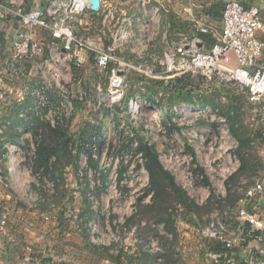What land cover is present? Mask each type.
Returning a JSON list of instances; mask_svg holds the SVG:
<instances>
[{
    "label": "rangeland",
    "instance_id": "374dc122",
    "mask_svg": "<svg viewBox=\"0 0 264 264\" xmlns=\"http://www.w3.org/2000/svg\"><path fill=\"white\" fill-rule=\"evenodd\" d=\"M126 1L129 6L125 9L131 13V6L133 4L135 7V2ZM118 8L124 10L123 6L118 5ZM89 12H86L89 17L87 20L92 24L91 35L94 36L101 27L102 11ZM84 20L87 21L85 18ZM38 63L39 60L30 63L29 70L34 69V74L23 77L19 81L21 84H17L19 89L20 86L27 88L24 94L19 98H9L6 104L0 102L1 123L15 118V112L23 105L22 102H33L31 97L34 96H27V92L34 91L44 81L39 74L41 65ZM61 71L66 78L61 77L57 83L48 74L47 80L51 86L47 91L48 99L61 113V132L65 134L64 139L72 140L69 151L60 152L59 158L52 160L57 179L54 181L49 176L43 178L41 173L35 172L33 164L32 172L26 169L30 162L33 163L36 150V142L30 133H25L24 137L27 139L17 143L25 153L19 149V156L25 161L20 174H16L17 170L9 169L10 163L14 161L13 157L10 163H4V167L1 162L0 169L4 179L0 183L3 185L0 186V192L10 194L11 199L14 198L22 205L29 207L34 193L44 191L45 196L47 194L50 197L49 203L44 204L42 210H50V204H54L58 208L56 219L59 222L68 221L69 225L78 217L88 219L96 211L103 215L108 211L111 218L121 216L128 227H137L139 235L146 240L156 236V233L171 235L166 236L169 241L161 239L165 253L169 245L174 244L178 249V242L171 241L174 236L167 231L165 212L172 215L179 236V230H186L184 225L188 223L196 227L210 222L212 215L219 211L216 205L218 200L225 201L231 196H239L241 200L246 190L254 185L255 179L264 171V117L249 102L247 93L236 85L216 88L201 79L188 77L158 82L132 72L126 83L124 97L118 103L111 104L104 86L106 74L98 71L94 56L89 55L87 64L80 67L71 65L70 73L64 68ZM99 83L103 86L104 96L98 92ZM149 91L157 94L152 95ZM151 96L154 97V104L148 101ZM68 103L72 104V110L66 109ZM132 104L136 107H132ZM229 111L235 121L236 132L231 129L230 121L226 117ZM37 117L47 122L44 116ZM142 136L149 145L155 147L160 162L174 177L176 184L196 205L202 206L200 213L203 223L194 214L196 212H189L176 200L169 204L168 198L155 202V190L150 189V175L148 173L147 180L146 175L142 174V167L138 168V165H144L143 156L141 153L135 154L137 144L131 142L133 138L139 139ZM240 139L250 141L244 149ZM125 147L131 148L122 152ZM228 159H232V166ZM244 159L258 165V170L253 173H240L234 181L231 177L239 173ZM233 169L235 171L230 175L229 172ZM251 169L254 170L252 166ZM112 171L118 173L117 193L111 188ZM190 174L193 175V187L186 188L184 185ZM45 184L47 188L42 187ZM191 189L201 194L194 195ZM151 192L152 198L148 200ZM207 193L210 194L208 198ZM201 198L206 200L201 203ZM212 199L213 202L207 205ZM240 200L233 206L227 205L225 211L234 209L237 212ZM179 204L185 208L182 214L175 212ZM135 216L136 222L128 225V220ZM235 221L228 223L231 230L236 226ZM68 230L77 232L75 228ZM89 241L90 245L99 250V255L119 249L108 236H103L101 244ZM144 253L141 251L139 261L147 264L150 257ZM99 255L87 253L77 257L82 262L93 264L94 256ZM165 263L167 264V260Z\"/></svg>",
    "mask_w": 264,
    "mask_h": 264
},
{
    "label": "built area",
    "instance_id": "2783aa9c",
    "mask_svg": "<svg viewBox=\"0 0 264 264\" xmlns=\"http://www.w3.org/2000/svg\"><path fill=\"white\" fill-rule=\"evenodd\" d=\"M43 1L45 3L43 8L26 10L24 5L26 0H0V29L6 27L10 17H14L19 21L21 29L29 30V33L10 40V56L5 63V68H0V100H4L7 96L3 88L6 85L7 72L17 74V63L30 62L33 64L44 58L46 41L32 32L43 30L49 33L53 42L42 70L44 81L32 92L35 100L32 110L35 115L44 116L52 127L60 122L61 113L52 106L48 99L47 91L51 88L47 81L48 74L58 83L61 77L66 78L61 69L64 68L70 73L71 65L80 67L83 64L82 55L85 54L87 58L89 55L94 56L98 71L107 75L104 86L111 104L118 103L124 97L126 83L132 72L140 74L147 80L156 81L176 77H189L190 79L202 77L206 83L216 88L227 85L238 86L247 93L249 102L255 105L258 109L256 111H260L264 117V0H260V5L252 7H246L241 0H224L220 25L198 19L192 6L184 8L180 16L190 21L201 34L210 35L214 43L206 49L200 38L178 42H168L166 39L167 44L162 55H159L154 40L145 34L153 30L151 28H161L165 38L169 36L172 23L165 16V12L170 11L168 7L173 0H164L167 2L166 7L154 5L148 13L149 19L143 22V27L139 28V32L134 29V16L125 9L129 6L128 1L100 0L101 27L98 34L94 36L91 35L92 24L84 20L86 12L94 13L89 0ZM154 1L159 0H132L135 2L134 5L140 2L145 9ZM118 5L123 6L124 10L118 8ZM131 7L133 9V4ZM78 27L81 28V32ZM231 54L236 59L234 65L229 61ZM102 87L99 83L98 92L104 96ZM65 107L73 109L71 103ZM132 107L136 106L132 104ZM62 108L64 109V106ZM6 128V125L2 126L0 134L4 133ZM24 139L27 138L23 137L21 141ZM5 148L9 158L7 163L11 162V157L14 158L9 165L10 171L17 170L16 174L19 175L22 164L25 162L19 156L21 147L15 143H7ZM22 153L25 154L23 151ZM18 157L19 160H17ZM228 163L232 166V159H228ZM32 164L30 162L26 166L29 172L33 171ZM141 167L142 174L146 175L148 180L147 170L143 165ZM83 168L87 169V167ZM234 171L235 169L229 174L232 175ZM3 179L0 170V183H3ZM117 179L118 173L112 171L110 181L113 184L112 191L115 193H117ZM192 180L193 175L190 174L184 187L192 188ZM47 186L49 187V184ZM42 187L47 188L46 184ZM190 191L194 195L201 194L195 189ZM152 195L151 192L148 200L152 198ZM209 195L207 193L206 198ZM206 198H201V203ZM31 200V205L38 207L40 202L45 201V197L42 193L36 192ZM133 202L132 199L131 204ZM263 202L264 171L255 179L254 185L246 190L239 202L237 212L232 209L224 212L227 217L235 216L236 213L238 226L235 229L231 230L229 225L222 220L220 211L212 215L208 225L196 229L197 247L200 250L207 248L206 241L219 239L230 251V254L227 251L223 255L208 251L207 255L212 260L211 264H264V251L256 255H246L243 261H237L233 253L235 248L242 246L246 237L251 235H257L256 239L264 242V214L261 213ZM197 203L200 204L198 199ZM57 211L58 208L53 204L51 211L43 214L44 220L51 222ZM184 211L185 209L179 205L175 209V212L179 214ZM143 226L146 225L143 224ZM77 228L80 230V226ZM87 230L94 244H101L103 236H108L119 249L138 251L139 247L143 246L149 254L154 256L151 264H166L160 236L156 235L145 240L139 235L138 228L128 227L121 216L111 218L108 211L105 215L96 211L92 219L87 222ZM0 232L4 236L9 235L6 216L1 220ZM167 236L171 237V235ZM30 260L29 257L26 258V264H34Z\"/></svg>",
    "mask_w": 264,
    "mask_h": 264
},
{
    "label": "crops",
    "instance_id": "0c3cea01",
    "mask_svg": "<svg viewBox=\"0 0 264 264\" xmlns=\"http://www.w3.org/2000/svg\"><path fill=\"white\" fill-rule=\"evenodd\" d=\"M241 1L247 7L260 5V0ZM166 4L167 2H164V0H159L158 2L154 1V3L149 4L145 9L140 5V2H138L130 13L135 19L134 29L138 32L139 28L142 29V24L149 19L148 13L154 5L166 7ZM24 5L26 10H32L43 8L45 3L43 0H26ZM223 5L224 0H173L172 4L168 7L170 11L168 13L165 12V16L172 23L169 36L165 38L163 29L161 28H151L153 30H150L145 35L154 40L159 55H162L166 48V39L168 42H178L185 39L192 40L194 38L201 39V33L192 26V23L180 16L184 8L192 6L195 9L194 12L198 19L204 21L208 20L215 25H220ZM84 18L87 20L86 14ZM77 26L78 24L76 27ZM78 30L81 32V28L78 27ZM32 32H34L35 36L43 38L46 41L45 56L43 59H40L38 63V65H41V73L39 74L42 75L44 63L49 56V50L53 39L47 31L39 30ZM27 33H29V30L21 29L19 21L14 17H10L6 27L0 29V45L2 48L0 52V68H5V63L10 56V40ZM229 61L233 65L236 63L234 55H230ZM82 62L83 64H87V54L82 55ZM29 67L30 62H19L16 64L17 74L7 72L6 85L3 86L4 90L7 92V96L4 100H0V102L6 104L9 98H18V96L24 94L27 88L20 86L21 89H19L17 88V84H21L19 81H21L23 77H30L34 74L32 73L34 69L32 70L31 68V70H29ZM32 92L33 91H28L27 96H29V94L32 95ZM25 99L26 96L24 97V100ZM23 103H25V101L22 102V104ZM8 105L10 106V102ZM22 115L23 114H21V116ZM2 122L3 123L0 121V128L6 125V132H11L13 130L18 131L19 137H17L16 141H6L2 145V148L0 147V168L1 162H3L2 167H4V163H7L5 159H9L7 156L8 151L5 148L7 143H19L25 133H30L32 137L30 130H23L24 124L21 121L12 118ZM5 133L0 134V145L1 142L3 143L4 139H6ZM0 186L3 185L1 184ZM52 205L53 204L50 205V210L46 211L42 210L39 206L33 207L31 204L27 207V205H22L14 198L11 199L10 194L0 192V223L3 217L6 216L7 229L9 231L8 236H4L0 232V264H26V258L28 257L34 264H89L80 261L78 255L87 253L99 255V250L97 251L94 246L89 244L90 236L87 230V222L92 219L93 216L88 219L78 217V219L70 223L71 225H69L68 221L64 222L61 220L59 222V219L57 220L55 215H53L54 218L51 222H46L43 218V214L50 212ZM261 213L264 214V202L262 203ZM77 226H80V230ZM184 227H186V230H179L178 237L180 239L177 249L183 261L182 264H211L212 260L208 257L207 252L210 250L214 252V250L212 248L200 250L197 247L198 238L196 229L198 227H194L190 223L184 225ZM70 228H75L77 232L74 233L68 230ZM256 236L257 235H251L246 237L247 239L242 246L235 248L233 253L237 261H243L246 255H256L258 252L264 251V242H260L256 239ZM206 242L209 247L211 245L214 246L213 240ZM214 253H216V251ZM102 254L94 256L95 264H143L139 261L140 252L134 250L124 251L119 263L116 261L119 255L118 250H109L108 254ZM152 262L153 260H149L147 264H151Z\"/></svg>",
    "mask_w": 264,
    "mask_h": 264
},
{
    "label": "trees",
    "instance_id": "16d2710c",
    "mask_svg": "<svg viewBox=\"0 0 264 264\" xmlns=\"http://www.w3.org/2000/svg\"><path fill=\"white\" fill-rule=\"evenodd\" d=\"M245 5V4H244ZM247 7V6H246ZM201 39L204 42V45L207 48H210L213 43L214 40L212 39V37L210 35H206V34H200ZM107 75H105V82L107 80ZM186 78V77H185ZM189 78V77H188ZM199 79H201L202 82H204V79L202 77H200ZM154 82V81H152ZM159 82V81H158ZM151 92V91H149ZM152 95H156L157 92L153 91L151 92ZM32 96V95H31ZM33 102H27V103H23V105H21L15 112L16 113V117L13 119L21 121L24 124V129L23 130H30L32 133V137L36 142V150H35V154L34 157L32 159L33 161V165H34V170L37 173H41L42 177H46L49 176L50 179L54 180L57 179L54 175V164L52 162V160L56 157L59 158V153L65 151V153H67L69 151V146L71 144V138L69 139H64L65 134L63 132H61V130L63 129V126L60 125V123H58L55 127H52L49 123L47 122H43L41 121V118L39 119L37 116L34 115V112L32 110V108L34 107L35 101L34 98L31 97ZM189 102H192V100H188ZM148 101L150 103H155L154 97H149ZM231 110L234 108H230ZM231 111H229L226 115V117L228 118V121H230V127L231 129L236 132V126H235V121L232 118V116L230 115ZM21 114H23V116H21ZM173 128H176L175 125H173ZM6 132V130L4 131V133ZM3 133V134H4ZM22 133V132H20ZM6 139H4L3 143L1 142L0 147L2 148V145L9 140H13L16 141L17 137H19V132L18 131H11V132H6L5 133ZM241 141V145H242V149H244L246 146L249 144V140L248 139H240ZM132 144H137V151L135 152V154L137 153H141L143 156V161H144V167L145 169L148 171L149 175H150V180H151V188L155 190V202L157 200H164L165 198H168V204L172 201V200H176L179 203H182L184 205V207L187 208V210H189V212H196L194 214L197 215V217L202 221L201 223H203V219H202V214L200 213L202 206H198L194 203V201H192L187 195L186 192H184L175 182L174 177L171 175V173H169L167 170L164 169L162 163L159 160L158 154L155 151V147H153L152 145H149L148 142L145 141V137H140L138 138H133L132 139ZM131 147H125L122 149L123 151H128ZM3 150V149H2ZM5 151V150H4ZM78 157V156H77ZM5 162H8V159H5ZM254 168V170L251 169V166ZM95 166V164H94ZM142 165H138V168H141ZM124 169L126 170L127 167H124ZM258 170V165L253 164L252 161H250V163L247 160H243L242 165H241V169L239 171V173H237L236 175H234L233 180H237L238 179V175L240 173H253L254 171ZM3 173V171L1 172V174ZM7 173V171H6ZM42 191V190H41ZM154 192V191H153ZM44 194L43 196L45 197V201L44 202H40L38 204V206L42 209V206H44V204L49 203V195L46 194L45 196V192L43 191ZM240 200V197H229V199L222 201V200H218L217 201V206L218 209L221 213L222 216V220L228 224L230 221L233 222L235 221L234 215H230L232 216V218H229L230 216H225V208H227V205H235L238 201ZM213 202V199L210 200L207 205H210ZM52 204V203H51ZM50 204V205H51ZM179 206H182L181 204H179ZM183 207V206H182ZM183 207V208H184ZM185 209V208H184ZM234 211V209H232ZM168 212V211H167ZM165 212L167 215V220L165 221L167 223V231L171 232V234H173V240L171 241H175L176 243L179 242L178 240V234L176 233V228L174 227V223L175 221L172 219V215L168 212ZM89 215H91V211L89 212ZM87 219V217H86ZM236 219V218H235ZM136 222V216L129 219L128 220V225H133ZM193 222V220L191 221ZM236 222V221H235ZM210 222H208L207 224L204 225H197L196 227H204L206 225H208ZM238 226V223L236 222V226ZM235 229V228H234ZM141 233V232H140ZM143 235H145L144 233H141ZM155 235L160 236V238H165L167 241H169L167 239V233L159 235V233H156ZM175 239V240H174ZM146 240V239H145ZM213 245L214 246H210L207 243V249L212 248L214 250V252L216 251L217 254H226L227 251L230 254V251L227 250L226 245L219 239H214L213 240ZM119 251V255L116 258L117 263L120 262L122 254L124 252V249H118ZM141 251L145 252L144 254L149 256L150 259L149 260H154V256L150 255L148 253V251L146 249L143 248V246H140L138 249V252ZM163 257L165 260H167V264H182V259L177 251V247L173 245H169L167 246V251L165 253H163Z\"/></svg>",
    "mask_w": 264,
    "mask_h": 264
},
{
    "label": "water",
    "instance_id": "95a60500",
    "mask_svg": "<svg viewBox=\"0 0 264 264\" xmlns=\"http://www.w3.org/2000/svg\"><path fill=\"white\" fill-rule=\"evenodd\" d=\"M91 5V10L93 12H99L101 7V1L100 0H89Z\"/></svg>",
    "mask_w": 264,
    "mask_h": 264
}]
</instances>
